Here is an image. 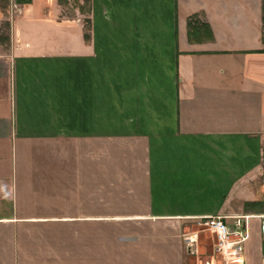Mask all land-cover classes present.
Masks as SVG:
<instances>
[{
  "label": "crops",
  "instance_id": "1",
  "mask_svg": "<svg viewBox=\"0 0 264 264\" xmlns=\"http://www.w3.org/2000/svg\"><path fill=\"white\" fill-rule=\"evenodd\" d=\"M31 2L0 17V264H217L208 217L264 264L262 0L254 31L181 0Z\"/></svg>",
  "mask_w": 264,
  "mask_h": 264
},
{
  "label": "rangeland",
  "instance_id": "2",
  "mask_svg": "<svg viewBox=\"0 0 264 264\" xmlns=\"http://www.w3.org/2000/svg\"><path fill=\"white\" fill-rule=\"evenodd\" d=\"M46 2L44 5H50L52 4V0H31V5L39 6V2ZM78 2L79 0H74ZM29 2L19 4V14L21 13V9L25 4H29ZM182 7L180 11V18L185 20L184 18L186 16H192L194 15L199 8L205 7L206 11L210 15V21L214 22L217 25H236L237 23H245V21H251L253 23L251 25L253 31L256 29L258 22H257V13L255 14V11H253V2L252 0H181ZM6 3L4 0H0V17L1 13H4L6 10ZM255 16V21L252 22L253 18ZM251 18V19H250ZM2 28H6V25H3ZM6 29H2L1 38H3V42L8 41V37L6 38ZM4 35V36H2ZM6 39V40H5ZM200 230V228L196 229ZM203 232V231H202ZM202 232L199 233V244L201 246L200 255L205 256V259H208L212 251V242L209 240L208 236H205ZM208 253L209 256L205 255V252ZM204 259V260H205ZM203 260V259H202ZM200 260V263L201 261ZM203 260V261H204ZM214 258L209 260L207 264H214ZM220 260L218 258L217 264H219ZM196 264V263H195ZM202 264H206L205 262Z\"/></svg>",
  "mask_w": 264,
  "mask_h": 264
},
{
  "label": "built area",
  "instance_id": "3",
  "mask_svg": "<svg viewBox=\"0 0 264 264\" xmlns=\"http://www.w3.org/2000/svg\"><path fill=\"white\" fill-rule=\"evenodd\" d=\"M6 1L11 19L19 14V0ZM197 226L211 235L213 239L212 250L214 255L219 258L220 264H226L232 259L237 261L234 264L240 263L248 237L246 231L241 230L239 221L235 222L234 227H229L220 217H208L197 223ZM259 232L264 245V219L260 222Z\"/></svg>",
  "mask_w": 264,
  "mask_h": 264
},
{
  "label": "trees",
  "instance_id": "4",
  "mask_svg": "<svg viewBox=\"0 0 264 264\" xmlns=\"http://www.w3.org/2000/svg\"><path fill=\"white\" fill-rule=\"evenodd\" d=\"M261 28H262V34H261V41L264 45V0H262V6H261ZM199 21L196 20V18H191L188 21V37L190 39L203 36L204 34L207 35L208 38H212V34L210 31V28L205 23H199ZM264 171V166H263ZM264 176V174H263Z\"/></svg>",
  "mask_w": 264,
  "mask_h": 264
},
{
  "label": "bare ground",
  "instance_id": "5",
  "mask_svg": "<svg viewBox=\"0 0 264 264\" xmlns=\"http://www.w3.org/2000/svg\"><path fill=\"white\" fill-rule=\"evenodd\" d=\"M228 261V260H227ZM234 263H237V261H235V260H229L228 262H227V264H234Z\"/></svg>",
  "mask_w": 264,
  "mask_h": 264
}]
</instances>
